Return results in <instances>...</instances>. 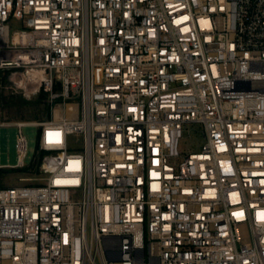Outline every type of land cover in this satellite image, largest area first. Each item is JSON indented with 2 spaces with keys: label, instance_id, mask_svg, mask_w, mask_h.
<instances>
[{
  "label": "built area",
  "instance_id": "built-area-1",
  "mask_svg": "<svg viewBox=\"0 0 264 264\" xmlns=\"http://www.w3.org/2000/svg\"><path fill=\"white\" fill-rule=\"evenodd\" d=\"M1 75L53 116L0 264H264V0H0Z\"/></svg>",
  "mask_w": 264,
  "mask_h": 264
},
{
  "label": "rangeland",
  "instance_id": "rangeland-1",
  "mask_svg": "<svg viewBox=\"0 0 264 264\" xmlns=\"http://www.w3.org/2000/svg\"><path fill=\"white\" fill-rule=\"evenodd\" d=\"M18 27V26H16ZM45 91H42V93ZM40 93L37 96L27 97L22 92H17L14 87H11L9 81L0 76V168L3 170V174L0 180V188L5 186H12L23 183L22 179L33 177L34 173L23 169H17L12 166H2L7 164H16L18 161V153L16 150V135L18 129L12 126L13 123L23 122H43L52 118L51 104L49 101V95L41 96ZM72 104H75V101ZM76 107L75 105H73ZM47 108L50 111V117L46 116ZM60 109V116L64 117L67 112ZM71 105L68 107V112L72 113ZM58 111L54 113L57 117ZM184 138L181 143V152L184 156L200 151L203 145L204 139L198 134L200 126L198 124H189L185 127ZM28 141V153L25 158L27 165L31 164L38 148L40 128L35 125H26L23 128ZM81 139L78 135L69 137V144L81 148Z\"/></svg>",
  "mask_w": 264,
  "mask_h": 264
},
{
  "label": "trees",
  "instance_id": "trees-1",
  "mask_svg": "<svg viewBox=\"0 0 264 264\" xmlns=\"http://www.w3.org/2000/svg\"><path fill=\"white\" fill-rule=\"evenodd\" d=\"M45 95H46L45 92H43V93L41 94L42 97L45 96ZM46 116H47V117H50V111L48 110V108H47ZM23 170H24V171H27V169H23ZM3 173H4L3 170L0 168V180H1V176H2ZM0 186H1V185H0Z\"/></svg>",
  "mask_w": 264,
  "mask_h": 264
},
{
  "label": "bare ground",
  "instance_id": "bare-ground-1",
  "mask_svg": "<svg viewBox=\"0 0 264 264\" xmlns=\"http://www.w3.org/2000/svg\"><path fill=\"white\" fill-rule=\"evenodd\" d=\"M71 107L74 108L73 105H71ZM59 110H60V109H57V111H58V115H57V117H61V116H60V112H59ZM71 111H73V109H72Z\"/></svg>",
  "mask_w": 264,
  "mask_h": 264
}]
</instances>
